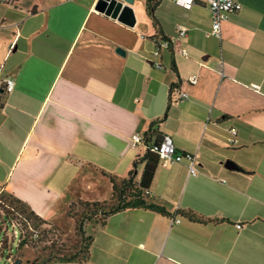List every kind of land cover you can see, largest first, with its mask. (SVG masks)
Wrapping results in <instances>:
<instances>
[{"label":"crops","instance_id":"1","mask_svg":"<svg viewBox=\"0 0 264 264\" xmlns=\"http://www.w3.org/2000/svg\"><path fill=\"white\" fill-rule=\"evenodd\" d=\"M237 1L220 39L207 0H133V26L99 0L1 3L0 195L73 235L71 206L111 201V179L144 155L132 136L152 125L150 142L169 135L199 174L158 164L145 200L169 215L86 222L84 264H264V0Z\"/></svg>","mask_w":264,"mask_h":264},{"label":"built area","instance_id":"2","mask_svg":"<svg viewBox=\"0 0 264 264\" xmlns=\"http://www.w3.org/2000/svg\"><path fill=\"white\" fill-rule=\"evenodd\" d=\"M16 0H0L1 3L12 4ZM172 2L181 8L190 9L194 0H172ZM207 7L210 13L211 19V29L209 35L217 39L221 38V26L233 13L238 12L241 9V4L237 0H207ZM177 33L181 36H185L186 29L178 28ZM163 46L169 47V42L167 40H161ZM186 55V52H182ZM154 55H158L155 52ZM188 83L190 85H195L198 82V75H193L188 78ZM14 89L13 79L6 78L4 80V90L7 93L12 92ZM187 93L181 92V99H187ZM229 132L231 134L230 142L236 143L237 140L236 130L230 128ZM132 147L141 145L144 149H147L150 153L156 154L158 161L161 166H169L172 164H183L188 172L189 176H196L199 174V170L196 166V158L194 154L191 153H181L175 148L173 141L169 135H163L158 143L151 141L148 145L145 144L144 138L141 135H133L131 138ZM19 210L15 209L11 205H6L0 201V236L3 233V237L0 240V250L3 248H8V245L13 244L14 240L17 241V248L23 242L37 241L42 235V227H36L31 219H26L18 214ZM239 227V226H237ZM25 245V246H26ZM8 264H15L17 259L12 257L10 254L7 257Z\"/></svg>","mask_w":264,"mask_h":264},{"label":"trees","instance_id":"3","mask_svg":"<svg viewBox=\"0 0 264 264\" xmlns=\"http://www.w3.org/2000/svg\"><path fill=\"white\" fill-rule=\"evenodd\" d=\"M150 2L147 3V10L151 13L153 7L157 4V1L154 2L153 6L149 5ZM151 135H155L152 130V125L149 127V131H147L143 138L146 145L150 143ZM159 142V141H158ZM155 142V143H158ZM138 163L143 164V171L140 177L139 182H135V171ZM158 157L156 154L150 153L147 149H144V155L136 160L133 163V169L128 173V177L125 180H122L119 184H117L113 179L112 189H113V198L109 202H96V203H80L83 204L87 208V212L85 217L78 219L75 215H71L75 220V233L80 237L81 240H85V259L88 253L89 246L91 244L92 238L90 236H86L84 232V224L89 221L103 222L110 215L118 213L128 208H146L157 212L161 215H169L166 209L162 206L152 204L145 200L146 190L149 188L151 180L153 178L154 171L158 165ZM4 200L5 202H9L8 204L13 206L15 209L19 210L21 213L25 214L26 219H31L36 227L39 226H49L36 216L24 203L21 201L7 195H0V201ZM116 200L115 204H110ZM3 202V201H2ZM100 216L99 219L96 216ZM27 242H23L20 244V247H24ZM65 263H73V261H63Z\"/></svg>","mask_w":264,"mask_h":264},{"label":"rangeland","instance_id":"4","mask_svg":"<svg viewBox=\"0 0 264 264\" xmlns=\"http://www.w3.org/2000/svg\"><path fill=\"white\" fill-rule=\"evenodd\" d=\"M120 183V182H119ZM117 183V184H119ZM4 203V200H2ZM9 202H5L6 205ZM116 200L110 204H115ZM87 208L83 204H74L71 206V215H75L78 219L85 217ZM22 217L26 215L17 212ZM97 219L100 216H96ZM34 224V222H33ZM35 225V224H34ZM3 233L0 236V240ZM85 244L86 241L81 240L77 234H66L53 226H43L41 237L30 242L24 247L17 248V241L9 244L8 248L0 250V264H8L7 257L9 254L19 261V264H63V261H73L71 264H84L85 262Z\"/></svg>","mask_w":264,"mask_h":264},{"label":"water","instance_id":"5","mask_svg":"<svg viewBox=\"0 0 264 264\" xmlns=\"http://www.w3.org/2000/svg\"><path fill=\"white\" fill-rule=\"evenodd\" d=\"M121 1H124L128 5H123ZM132 2L133 0H99L96 5V10L103 12L106 15H110L128 26H133L134 16L133 11L129 6ZM117 52L123 54V51L120 49H118ZM228 165L233 167V164L230 162ZM15 264H19V261Z\"/></svg>","mask_w":264,"mask_h":264}]
</instances>
